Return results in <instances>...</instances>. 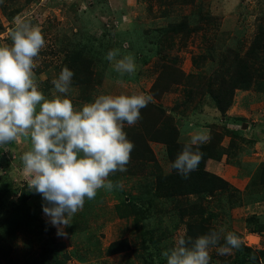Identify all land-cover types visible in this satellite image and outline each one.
Returning a JSON list of instances; mask_svg holds the SVG:
<instances>
[{"label": "rangeland", "instance_id": "obj_1", "mask_svg": "<svg viewBox=\"0 0 264 264\" xmlns=\"http://www.w3.org/2000/svg\"><path fill=\"white\" fill-rule=\"evenodd\" d=\"M18 22L45 37L33 78L46 99L68 67L63 95L76 110L104 94L153 100L125 124L134 150L109 177L122 189L86 199L67 237L28 191L30 138L0 145V264H167L161 253L178 236L221 227L242 245L213 248L210 264H264V0H0V46ZM112 49L135 58L134 75L112 69ZM198 132L210 141L200 146L204 173L188 178L199 191L187 193L165 179L179 175L170 165Z\"/></svg>", "mask_w": 264, "mask_h": 264}, {"label": "clouds", "instance_id": "obj_2", "mask_svg": "<svg viewBox=\"0 0 264 264\" xmlns=\"http://www.w3.org/2000/svg\"><path fill=\"white\" fill-rule=\"evenodd\" d=\"M10 39V46H0V145L21 136L30 138L31 150L21 156L30 177L28 191L41 195L48 223L57 228L58 236L67 237L65 228L83 210L86 199L94 200L100 189H122V183L109 177L126 171L134 150L124 131L125 124H137L141 110L153 97L143 93L104 94L76 110L71 99L63 95L69 93L74 76L64 67L51 82L53 98L46 99L33 78L37 66L34 59L46 46L42 30L18 22ZM104 58L120 76L137 71L135 58L121 56L120 49L109 50ZM209 141L207 133L192 135L172 161L171 169L189 178L202 161L200 146ZM241 245L239 236L225 233L221 227L194 241L180 235L174 247L161 255L167 264H210L213 248L218 255H225L240 250Z\"/></svg>", "mask_w": 264, "mask_h": 264}, {"label": "trees", "instance_id": "obj_3", "mask_svg": "<svg viewBox=\"0 0 264 264\" xmlns=\"http://www.w3.org/2000/svg\"><path fill=\"white\" fill-rule=\"evenodd\" d=\"M219 106H220V105H219ZM200 168H202V161L200 162L198 169H200ZM198 169L195 170V171H197L196 173L199 174L198 177L200 178V177H201L200 174H203V173H204V170H203V168H202L201 170L198 171ZM211 175H212V174H211ZM212 176L214 177L213 182H214V180H218V179H219V177H218V179H215V178H217V177H215V176H216L215 174H213ZM263 179H264V177H263ZM165 180H172V181H175L176 184H177L178 187H179V191L184 190V191L187 192V193H188V192L192 193V192L199 191V189L197 188V186L200 185V184L202 183L201 181H196V180H194V181L191 182L188 178L185 179V178H183L181 175H177V176H169V177L166 178ZM220 180H221V179H220ZM200 189H201V188H200Z\"/></svg>", "mask_w": 264, "mask_h": 264}, {"label": "crops", "instance_id": "obj_4", "mask_svg": "<svg viewBox=\"0 0 264 264\" xmlns=\"http://www.w3.org/2000/svg\"><path fill=\"white\" fill-rule=\"evenodd\" d=\"M262 206V205H261ZM258 235V234H257Z\"/></svg>", "mask_w": 264, "mask_h": 264}]
</instances>
